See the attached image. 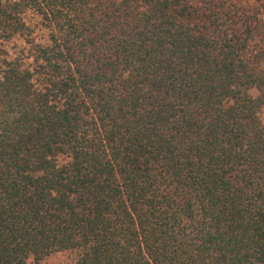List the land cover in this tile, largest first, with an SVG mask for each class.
Wrapping results in <instances>:
<instances>
[{
    "label": "trees",
    "instance_id": "obj_1",
    "mask_svg": "<svg viewBox=\"0 0 264 264\" xmlns=\"http://www.w3.org/2000/svg\"><path fill=\"white\" fill-rule=\"evenodd\" d=\"M58 255L264 264V0H0V264Z\"/></svg>",
    "mask_w": 264,
    "mask_h": 264
},
{
    "label": "rangeland",
    "instance_id": "obj_2",
    "mask_svg": "<svg viewBox=\"0 0 264 264\" xmlns=\"http://www.w3.org/2000/svg\"><path fill=\"white\" fill-rule=\"evenodd\" d=\"M232 1L245 5V4H248L251 0H232ZM4 46L10 52L11 57H14L16 54H19L23 50V48L25 47V44L21 40L15 39ZM252 94L257 95V92L252 91ZM63 260H64V257L62 255H58V256L52 257L51 259L46 261L44 264H59Z\"/></svg>",
    "mask_w": 264,
    "mask_h": 264
}]
</instances>
